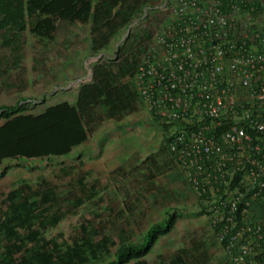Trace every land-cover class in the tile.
I'll list each match as a JSON object with an SVG mask.
<instances>
[{
	"label": "trees",
	"instance_id": "trees-1",
	"mask_svg": "<svg viewBox=\"0 0 264 264\" xmlns=\"http://www.w3.org/2000/svg\"><path fill=\"white\" fill-rule=\"evenodd\" d=\"M160 1L0 0V88L6 87L8 81L14 86L18 84L11 79L10 72L19 69L24 56L21 48L24 36L32 35L38 44L44 43V48L36 54L49 58L55 69L74 61L78 53L94 57L89 65L91 79L79 85L74 102H54L36 113L26 112L29 104H21L24 98L14 104H0V179L14 167V161L49 162L69 155L102 121L120 119L139 106L144 110L133 77L142 55L151 46L158 21L153 7ZM144 9H151L145 17ZM79 24L87 28L83 35L78 30ZM66 38L71 42H66ZM74 38L76 41H72ZM51 42L54 44L49 56L47 49ZM147 116L162 130L163 145L168 151L170 128H177L180 123L167 124L148 112ZM223 129L220 126L215 132ZM169 155L177 166L172 153ZM76 158H80V153ZM155 162L147 157L142 164H149L153 171L160 168ZM62 173L67 174L65 166ZM42 178L31 183L23 181L13 192L5 194V210H0V264H128L131 260H135L134 264H148L146 255L157 237L175 224L176 215L168 214L152 224L138 241L131 240V226L120 224L127 235L121 231L116 246L110 237H97L94 230L85 228L75 232L69 242L56 243L42 237L41 231L56 224L55 211L51 214L50 210L60 207L63 199L61 192ZM77 184L83 195L77 197L70 187L66 202L76 199L75 204L80 205L95 196V192L85 189L81 180ZM235 186V182L230 184V188ZM222 191L221 187L220 194ZM206 200L196 199V209L209 216ZM242 206V201L236 204L235 213ZM223 244L220 247L229 259ZM198 245L194 243L178 251L166 264H205V252L198 251ZM112 248L114 251L110 252Z\"/></svg>",
	"mask_w": 264,
	"mask_h": 264
},
{
	"label": "built area",
	"instance_id": "built-area-1",
	"mask_svg": "<svg viewBox=\"0 0 264 264\" xmlns=\"http://www.w3.org/2000/svg\"><path fill=\"white\" fill-rule=\"evenodd\" d=\"M153 8L151 46L133 77L144 110L180 123L168 151L196 199L210 198V226L231 263L264 264V0Z\"/></svg>",
	"mask_w": 264,
	"mask_h": 264
},
{
	"label": "rangeland",
	"instance_id": "rangeland-1",
	"mask_svg": "<svg viewBox=\"0 0 264 264\" xmlns=\"http://www.w3.org/2000/svg\"><path fill=\"white\" fill-rule=\"evenodd\" d=\"M77 27L82 35L87 31L83 24ZM34 39L32 35L24 36L21 47L24 56L19 69L13 68L10 72L11 79L18 84L14 86L8 81L6 87L0 88V104H14L24 98L21 104H29L26 112L36 113L54 102H74L79 85L91 79L89 65L94 57L78 53L74 61L55 69L49 58L36 54L45 45ZM65 41L69 42L70 38ZM53 44L48 45L49 56H52ZM147 157L160 168L152 171V166L143 165ZM27 164L14 161V167L1 177L0 210H5V194L13 192L23 181L31 183L43 177L49 186L61 192L63 199L60 207L50 210L51 214L55 211L56 224L41 231L46 239L69 242L75 232L85 228L94 230L97 237H110V242L115 241L116 246L117 235L125 230L120 224L131 226V240L138 241L152 224L159 223L168 214H175L174 226L157 237L146 255L148 264H166L171 256L194 243L199 244L198 251L204 250L205 264H231L210 226L209 216L197 212L194 191L165 149L162 130L148 120L141 106L120 119L102 121L69 155L49 162L32 160ZM64 166L66 175L62 173ZM79 180L87 191L95 192V196L80 205L75 204L76 199L66 202L70 187L77 197L83 195L78 191ZM134 262L131 260L128 264Z\"/></svg>",
	"mask_w": 264,
	"mask_h": 264
},
{
	"label": "clouds",
	"instance_id": "clouds-1",
	"mask_svg": "<svg viewBox=\"0 0 264 264\" xmlns=\"http://www.w3.org/2000/svg\"><path fill=\"white\" fill-rule=\"evenodd\" d=\"M146 112V111H145ZM147 113V112H146ZM150 121V120H149ZM229 260H230V258H229ZM231 262V261H230ZM232 264V263H231Z\"/></svg>",
	"mask_w": 264,
	"mask_h": 264
}]
</instances>
